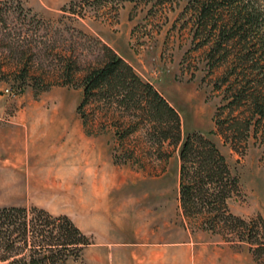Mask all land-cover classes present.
<instances>
[{"label":"rangeland","instance_id":"rangeland-1","mask_svg":"<svg viewBox=\"0 0 264 264\" xmlns=\"http://www.w3.org/2000/svg\"><path fill=\"white\" fill-rule=\"evenodd\" d=\"M253 1L264 15V0ZM210 3L0 0V108L7 110L6 115H0V128L21 124L30 119V113L47 119L46 115L54 114L59 105L76 132L80 119H86L91 132L100 136L84 139L97 151L95 157H102L101 167L125 170L119 176L121 191L137 203L140 226L146 220L150 234H155V264H184L182 248H188L187 264H264L263 121L257 123V116L248 134L233 133V145L216 126L217 121L234 124L244 119L247 107H229L234 100L231 89L246 87L263 99V82L253 90L264 80L263 52L257 39L244 44L238 42L239 38L232 42L228 55L224 50L218 52L220 30L227 28L228 37L239 28H233L231 9L220 8L222 22L216 23L218 16L200 20V9ZM254 28H259L260 39L264 24ZM242 30H251V26ZM111 51L132 64L138 75L177 110L182 119V140L198 133L214 141L238 179L237 189L228 200L229 211L251 224L253 232L235 223L221 224L213 230L202 217L184 215L179 193L181 143L176 146L172 139L159 143L151 122L141 119L134 102L128 103L131 109L126 111L118 107L121 99L107 102L92 96L79 112L83 78L101 68ZM246 56L247 65L239 67V59ZM69 66L74 71L72 76L65 72ZM241 73L242 78L237 80ZM7 89H21L22 94L4 95ZM34 106H41L38 109L42 111L29 112ZM41 118L37 116L36 120ZM3 180L1 177L0 208L15 207L8 206L11 202ZM57 225L59 238L64 223ZM74 225L84 234L83 222ZM38 228L44 230L40 225ZM88 238L92 244L93 239ZM42 241L46 239L31 234L29 248L17 258H27L30 263L31 249ZM52 244L55 250L61 249L59 241ZM72 251L64 263L59 256L55 264H100L93 257L95 249L74 246ZM0 264H4L1 259Z\"/></svg>","mask_w":264,"mask_h":264},{"label":"trees","instance_id":"trees-1","mask_svg":"<svg viewBox=\"0 0 264 264\" xmlns=\"http://www.w3.org/2000/svg\"><path fill=\"white\" fill-rule=\"evenodd\" d=\"M117 1L120 4L124 0ZM128 1L142 2L144 0ZM253 2V0H211L209 5H204L203 9H200L199 16L200 20H209L213 16H218L216 23L222 22L223 13L220 8L231 9L234 15L233 28H239V31H234L232 36L227 37V28L221 29L217 42L218 52L224 50L225 55H228L226 53L237 38L240 39L239 43L243 42L244 44L257 39L262 48L263 53H261L260 60L264 67V33L259 39L257 37L259 28H254V25L264 24V15L263 11L257 8ZM246 25L251 26V30H242ZM243 49L246 50L247 45ZM244 50L239 51L240 55H243ZM239 61V67H245L248 58L247 56L242 57ZM65 72L68 76H72L74 71L69 66ZM235 75L238 76L237 73ZM242 76V73L239 74L237 80ZM262 82L264 86L263 80L258 82L253 90L256 91L258 87L262 86ZM82 88L83 101L78 109L79 112L92 96H98L107 102H110V99H121L117 101L118 107L126 111L131 109L128 103L134 102L135 108L142 113L141 119L151 122L155 134L159 136V143L170 139L176 146L181 143L180 203L186 217H202L213 230L221 227V224L235 223L249 233L254 231L251 224L235 217L229 211L228 200L231 198L232 192L237 189L238 179L233 175L227 159L214 141L208 136L198 133L190 134L182 140L180 114L122 57L111 51L109 59L101 68L91 71L83 78ZM237 88L230 91L234 92V100L229 104V107L238 110L245 106L247 107L245 111L247 116L243 114L244 119L241 121L237 119L238 123L234 124L230 121L216 122L218 132L227 143L233 142V133L248 134L257 116H260L257 123L263 121L264 124V97L261 99L256 92L251 93L246 87ZM83 120L89 127L86 119ZM168 127L170 130L166 131ZM57 222L64 223L60 228L59 238L57 237L59 231ZM39 225L44 227V230L38 231ZM31 234L35 237H44L46 241L33 246L31 262L28 263L27 258L19 259L17 257L29 248ZM249 240L252 242L253 239ZM57 241L60 242L58 246L61 247L60 250H55L56 246L52 244ZM89 245H91L90 239L66 216L56 218L37 207L30 209L0 208V259L4 264H55L59 256L61 263H64L68 257L72 256L74 246L86 248Z\"/></svg>","mask_w":264,"mask_h":264},{"label":"crops","instance_id":"crops-1","mask_svg":"<svg viewBox=\"0 0 264 264\" xmlns=\"http://www.w3.org/2000/svg\"><path fill=\"white\" fill-rule=\"evenodd\" d=\"M40 107L29 112H41ZM56 108L46 115L50 119L30 113L21 124L0 128V178L9 193L8 206H34L75 224L83 222L84 235L93 239L87 248L95 249L93 257L100 264H155V234L146 220L140 226L137 203L121 191L119 176L125 170L102 168V157L96 158L97 151L84 139L100 136L83 119L76 132L73 122L65 120L63 106ZM6 112L0 108V115ZM181 252L187 264L188 248Z\"/></svg>","mask_w":264,"mask_h":264},{"label":"built area","instance_id":"built-area-1","mask_svg":"<svg viewBox=\"0 0 264 264\" xmlns=\"http://www.w3.org/2000/svg\"><path fill=\"white\" fill-rule=\"evenodd\" d=\"M22 94V90L21 89H18V90H10V89H7L5 92H4V95H8V96H17V95H20Z\"/></svg>","mask_w":264,"mask_h":264}]
</instances>
